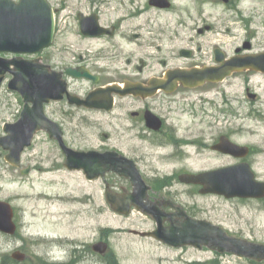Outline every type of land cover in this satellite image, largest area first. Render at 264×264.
<instances>
[{"label": "rangeland", "instance_id": "obj_1", "mask_svg": "<svg viewBox=\"0 0 264 264\" xmlns=\"http://www.w3.org/2000/svg\"><path fill=\"white\" fill-rule=\"evenodd\" d=\"M109 1L111 3L105 11H108V17L119 21L124 12L114 0ZM52 2L56 8H65L62 11L64 19L69 22L70 27L77 28L74 15L70 13L77 6V1ZM258 8L261 9V6ZM209 15V23L218 27L225 23L231 31L228 33L224 27L219 33L210 32L207 41L210 40L213 45L211 47L217 44L227 54H232L243 41L242 38L235 37L241 30L235 28L233 13L223 14L222 6H219L214 11L210 9ZM231 20L234 23L227 25ZM65 27L62 20L61 29ZM252 28L254 33L251 41L258 49L259 45H264V14H258V21L252 24ZM122 31V34L113 38V42L81 40L71 31L64 37L60 32L55 47L45 56L40 53L33 57H23L39 58L45 63L52 59V54H58L64 45H69L78 49L86 60H96L102 67L118 71L131 68L128 66V59L134 61L142 53L151 51L139 48V43L148 45L158 38V34H163L158 29H155L154 34L148 29H132V33L142 34V38L135 39L133 35L128 36L123 29ZM170 31H177V48L186 46V36L194 34L181 28ZM166 33V37H170ZM183 38H186L185 41ZM0 56L14 57L4 54ZM7 83L0 90V136L4 135L3 124L17 121L24 105L19 95L8 91ZM84 86L90 87L88 84ZM248 88L258 95V101L249 99ZM195 100L199 101V97H195ZM207 101L204 114L200 106L194 108L198 116L192 113V117L187 118L174 114L175 118L182 119V123L178 122L179 134L187 133L194 139L191 145L193 147L188 149L191 156L184 159L189 169L201 172L233 164L234 159L219 156L211 150L203 151L201 148L202 138L208 139L211 144L210 139L213 137L229 134L237 143L253 147L250 161L259 180L264 181V76L253 75L248 78L234 75L223 84L211 88ZM59 114L66 121L65 141L70 147L76 150L112 146L126 149L128 143L121 131H117L120 127L117 120L87 112ZM105 135H109L110 139ZM139 146V154L160 171L157 183L160 186L170 185L168 171H172L174 167L180 168L181 160L162 161L161 157L170 153V149L161 147L155 140L146 141ZM5 155L6 152L0 150V200L9 202L15 209V223L19 228L14 236L0 234V264H19L12 257L17 251L28 254L23 264H30L29 255L38 257V262L44 259L43 264H257L248 259L219 255L207 247L200 250L190 247L173 249L153 238L134 235L132 230L147 232L154 229L150 218L138 212L126 218L115 214L104 198L105 184L111 182L110 176L88 181L83 172L68 171L61 150L45 133H39L32 147L23 156L21 169L29 167L28 175L24 176L20 173L21 170L13 168L6 161ZM172 192L180 201L188 204L198 218L224 227L232 236L264 244V201L204 196L196 194L191 188L185 189L182 184H176ZM100 240L109 245L104 256L96 255L92 249Z\"/></svg>", "mask_w": 264, "mask_h": 264}, {"label": "flooded vegetation", "instance_id": "obj_2", "mask_svg": "<svg viewBox=\"0 0 264 264\" xmlns=\"http://www.w3.org/2000/svg\"><path fill=\"white\" fill-rule=\"evenodd\" d=\"M76 1L77 6L70 13L74 15L77 28L70 27L69 22L64 19L61 12L65 11L64 7L60 5L59 11L56 12L59 19L66 24L65 28L61 29L62 24L59 27V34L61 32L64 37L68 31H71L81 40H112L113 42L115 36L122 34V29L128 36L133 35L135 39L142 38V34L132 33V29L137 31L148 29L151 34H154L155 29H158L163 31V34H158V38L148 45L139 43V48H146L151 51L142 53L134 61L131 58L128 59V66L131 68H123L118 71H113L105 66L102 67L96 60H86L78 49L64 45L59 53L54 55V62L56 63L54 69L63 73V78L68 81L70 95L87 97L91 91L109 85H122L124 89H130L131 92L126 96L114 95L115 103L109 112L104 110L89 112L82 108L70 106L65 100L63 103L61 102L62 106L58 105L57 108H52L51 115L60 119L64 124L66 121L59 112L63 114L65 112H87L109 116L117 120V124L120 126L117 131H121L128 144L125 146L126 149L116 146H112V148L136 162L149 186L148 199L150 202L172 214L175 212L172 208L178 199V196L172 191H174L176 184H181V174L196 173L189 169L190 167L184 160L191 156L188 149L193 147L191 145H193L194 139L189 137L187 133L179 134V123H182V119L175 118L174 114L191 118L193 108L206 106L210 87L214 86V83L205 82L197 87H190L188 85L195 83V81L189 80L185 72L216 67L218 64L215 62L217 49L223 51L224 54H221L225 55V60L235 56L263 53L264 45H259L258 49L260 50H258L251 38L254 33L252 24L258 21V14H264V0H114L119 9L124 12L119 21H114L108 17V11H105L111 3L109 0ZM219 6H222L223 14L233 13L235 28L241 30V32L236 33L235 37L242 38L243 41L240 46L234 49L231 56H228L221 47L218 48L217 44L211 49L213 45L210 40L207 41L210 32L211 34L219 33V30L221 31L224 27L228 33L231 31L225 23L219 27L214 23H209L211 22L210 9L214 11ZM258 6H261V9ZM168 17L169 21L167 22ZM234 21H229L227 25L233 24ZM96 24L108 30L110 35L105 34L96 37L83 34L82 28L87 32L90 27ZM178 28L187 29L194 33L191 36H186L187 45L179 48H177L175 41L178 36L177 31H170ZM166 32L170 34V37H166ZM185 39L183 38V41ZM69 69L89 70L98 76V85L88 89L83 85L84 81L68 77L66 72ZM236 75H244L250 78L252 75H256V72L243 71ZM154 82L157 83L158 89H154L152 86ZM87 83L92 87L94 86L92 81H87ZM249 90L248 88V94H250ZM195 97H199V101L195 100ZM256 101H258L257 98ZM63 106L67 110H63ZM153 118H156V124H154ZM221 135L210 139L211 144H209L208 139L202 138V150L212 151V147L219 143ZM105 137L110 139L109 135H105ZM229 137L232 138L230 135ZM149 140H155L159 142L161 147L170 149V153H165L161 157L162 161L176 162L177 159H180L179 162H182L180 168L174 167L172 171H168L167 179L170 181L168 186H160L157 183L159 169L153 167L148 160L146 161L139 154V144L144 145ZM250 149L252 154L254 149L252 147ZM214 153L219 156L222 155L217 152ZM239 162L242 161L234 159L233 164ZM120 181L126 185V188L123 187L127 189L125 193H129L132 189L130 181L123 178ZM114 183L115 181L111 185L113 186ZM182 185L185 189L192 187L196 192L200 190L199 186ZM26 256L28 258V254ZM38 260V257L29 255L30 264L44 263V259L39 262ZM72 263L64 262V264Z\"/></svg>", "mask_w": 264, "mask_h": 264}, {"label": "water", "instance_id": "obj_3", "mask_svg": "<svg viewBox=\"0 0 264 264\" xmlns=\"http://www.w3.org/2000/svg\"><path fill=\"white\" fill-rule=\"evenodd\" d=\"M54 16L46 0H21L14 3L11 0H0V52L13 53H37L51 45L54 35ZM247 63L264 70V56L257 62L251 60ZM13 66V67H12ZM238 63L231 64L230 68H238ZM10 72L14 79L10 82V89L19 92L25 100V108L20 122L9 126V136L1 142L5 148H10L12 154L8 159L19 162V155L30 142L36 130H47L50 136L56 138L67 156L66 166L69 170L83 169L88 179L104 176L107 171L113 170L121 175L130 176L131 169L124 170L127 163L117 154L98 152H77L69 149L62 138L61 128L45 117L44 103L50 99L58 98L66 92V85L59 80L60 75L50 73L46 66L37 61H25L22 59L5 60L0 58V74ZM219 69H211L204 73V77L214 80L224 79L229 72ZM75 77L94 78L89 74L72 72ZM202 77V73L200 75ZM2 79H0L1 83ZM99 92H102L101 90ZM110 92V91H108ZM95 94V93H94ZM92 97L86 102L73 100L78 105L85 104L95 107L91 103ZM30 103L32 106H30ZM222 150L235 156H240V147L228 143ZM130 164V163H128ZM134 181L138 179L131 174ZM183 182L195 183L204 186L202 193L219 194L226 198H262L264 197V183L255 180L247 164H242L218 171L203 173L198 176L185 175ZM130 196V201H135ZM114 204L117 200L112 198ZM130 204L119 205L118 209L128 213ZM184 222H177L170 228H162L155 233L158 239L175 247L192 245L201 248L202 245L210 246L221 253L228 252L250 259L264 260V245L250 243L228 236L223 228L215 226L207 221H196L185 214ZM164 221L158 220L159 224ZM16 226L13 223V211L9 204L0 201V231L14 234ZM95 249L100 253L105 252V245H96Z\"/></svg>", "mask_w": 264, "mask_h": 264}]
</instances>
